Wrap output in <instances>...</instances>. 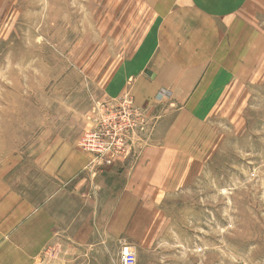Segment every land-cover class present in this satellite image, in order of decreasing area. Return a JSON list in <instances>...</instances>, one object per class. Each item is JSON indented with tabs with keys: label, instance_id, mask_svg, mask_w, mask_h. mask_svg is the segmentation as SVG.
I'll return each mask as SVG.
<instances>
[{
	"label": "rangeland",
	"instance_id": "1",
	"mask_svg": "<svg viewBox=\"0 0 264 264\" xmlns=\"http://www.w3.org/2000/svg\"><path fill=\"white\" fill-rule=\"evenodd\" d=\"M160 1L0 0L1 197L4 187L35 202L52 195L50 153L82 149L105 103L127 94L135 103L131 89L112 97L110 79L155 28ZM241 4L233 75L208 116H187L167 136L180 155L153 195L148 231L137 233L146 238L110 242L98 250L99 262L123 264L127 244L136 264H264V0ZM170 97L161 89L156 103H136L152 126L135 155L116 161H137L156 145L169 107L177 110L169 121L179 120L181 107ZM89 162L93 174L115 164L101 165L92 154ZM58 251L50 246L44 259L61 257Z\"/></svg>",
	"mask_w": 264,
	"mask_h": 264
},
{
	"label": "crops",
	"instance_id": "2",
	"mask_svg": "<svg viewBox=\"0 0 264 264\" xmlns=\"http://www.w3.org/2000/svg\"><path fill=\"white\" fill-rule=\"evenodd\" d=\"M160 2L155 28L115 65L109 93L118 97L131 89L135 103L143 106L156 103L166 89L170 105L181 107L179 120L169 121L177 112L169 107L158 125L156 145L147 146L137 161H116L97 174L92 173L91 154L80 148L51 152L49 172L57 180L56 189L42 201L4 187L8 194L0 196V264H37L41 257L42 264H106L99 262V249L146 238L137 233L148 231L153 195L171 177V158L180 155L179 145L167 136L182 130L185 117L196 121L213 111L233 75L234 37L243 26L242 0ZM50 246L58 247L61 257L44 259ZM83 255L89 259L80 260Z\"/></svg>",
	"mask_w": 264,
	"mask_h": 264
},
{
	"label": "built area",
	"instance_id": "3",
	"mask_svg": "<svg viewBox=\"0 0 264 264\" xmlns=\"http://www.w3.org/2000/svg\"><path fill=\"white\" fill-rule=\"evenodd\" d=\"M150 126L146 114L127 94L100 106L95 127L87 130L80 147L101 165H112L117 159H128L136 154L135 144L146 138L145 132ZM121 258L123 264L137 263L135 250L127 244L123 245Z\"/></svg>",
	"mask_w": 264,
	"mask_h": 264
}]
</instances>
